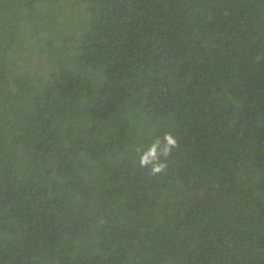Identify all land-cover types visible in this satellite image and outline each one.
<instances>
[{
	"label": "trees",
	"instance_id": "obj_1",
	"mask_svg": "<svg viewBox=\"0 0 264 264\" xmlns=\"http://www.w3.org/2000/svg\"><path fill=\"white\" fill-rule=\"evenodd\" d=\"M0 264H264V0H0Z\"/></svg>",
	"mask_w": 264,
	"mask_h": 264
},
{
	"label": "clouds",
	"instance_id": "obj_2",
	"mask_svg": "<svg viewBox=\"0 0 264 264\" xmlns=\"http://www.w3.org/2000/svg\"><path fill=\"white\" fill-rule=\"evenodd\" d=\"M178 147L173 132L163 131L155 133L147 143L132 145L130 155L138 168L147 170L153 177H162L167 174L173 152Z\"/></svg>",
	"mask_w": 264,
	"mask_h": 264
}]
</instances>
